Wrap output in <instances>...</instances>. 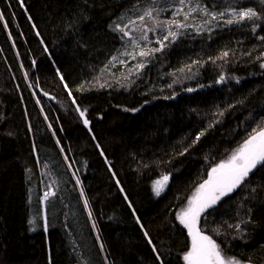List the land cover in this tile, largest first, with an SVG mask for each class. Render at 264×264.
<instances>
[{
    "label": "trees",
    "instance_id": "1",
    "mask_svg": "<svg viewBox=\"0 0 264 264\" xmlns=\"http://www.w3.org/2000/svg\"><path fill=\"white\" fill-rule=\"evenodd\" d=\"M148 1L0 0V264H187L178 212L264 127V2L185 0L168 19L167 0L175 39L113 67ZM232 7L261 19L228 25ZM208 212L223 257L264 264V167Z\"/></svg>",
    "mask_w": 264,
    "mask_h": 264
},
{
    "label": "snow or ice",
    "instance_id": "2",
    "mask_svg": "<svg viewBox=\"0 0 264 264\" xmlns=\"http://www.w3.org/2000/svg\"><path fill=\"white\" fill-rule=\"evenodd\" d=\"M184 2L185 0H180V3L182 5L184 4ZM262 2H264V0H262ZM202 10L207 12V9ZM208 15L210 16V20H206L205 23H210L213 20L223 18L225 16V12H213L208 13ZM146 17H152V10L146 9L144 11V14L140 16L139 19L143 21ZM2 18L3 17L0 16V19ZM185 19H187V15L185 16ZM260 19L261 16H259L257 12L252 8H241L240 10H237L236 7H232L230 9V18L226 19L224 22L228 25H232L240 24L241 22L246 20L251 21ZM171 23H176V21L173 20L171 21ZM176 26L178 28L187 27V25L178 23H176ZM120 30L123 31V29ZM253 31H255V26L253 27ZM127 34L128 33L125 32V35ZM176 35V32L169 31L168 35L164 36L162 40L158 41V43L161 44V47H164L165 45L163 41L168 40L169 37L175 39ZM146 38V35L141 36V39ZM160 50V48H155L147 51L141 50L139 52V55L141 57H145L150 55V53L158 52ZM228 55L229 53L225 51L218 58L223 59ZM143 67V63H140L136 66L137 69ZM261 68H264V63H261ZM179 71L183 72L184 69H180ZM224 79V76H220V79L219 81H217V83L223 81ZM169 87H171V85H169ZM81 88H83V86H81ZM188 91H193V89H188ZM69 94L71 95V93ZM73 103H75V101H73ZM77 111L80 113L81 117H84V111H81L79 108H77ZM133 111H136V109H133ZM88 123L89 121L87 119H84L85 126H87ZM203 134V132L200 133V135L196 137V140L198 141L200 139V136H202ZM195 142L196 141H194L193 143ZM258 166L264 167V127H258L257 129H254L253 132L249 135L248 139L245 140L244 144L230 157L227 162L222 163L216 168L212 169V175L214 179L205 181L204 184L200 185V189L205 190L204 194L202 196L198 195V197L194 201V206H190L186 211L178 215L177 219L185 228L188 229L189 235L192 237L191 250L184 256L187 264H242L240 260L235 258L222 260L221 250L216 242L209 236L202 235L201 231L196 229L194 225L197 219L201 218L202 216L206 220L207 216L205 214L207 213V215H211V212H208V210L213 209L217 202L222 199V197L228 196L235 189L244 184L246 179L249 177V174L257 169ZM167 180L168 176L165 175L162 177V180H157L155 182V192L157 196L160 195V192L163 190V185L167 182ZM81 194L83 195V192ZM45 195L47 196V193ZM129 206L131 207V205ZM85 207H88L86 200ZM29 223L32 224L33 221L30 220ZM137 223H139V220H137ZM229 226L231 227V225ZM235 227L239 228V225H235ZM145 236H148L147 232H145ZM148 242L149 244L152 243L150 239ZM153 252H156V248L154 246ZM157 259H160L159 255H157Z\"/></svg>",
    "mask_w": 264,
    "mask_h": 264
},
{
    "label": "rangeland",
    "instance_id": "3",
    "mask_svg": "<svg viewBox=\"0 0 264 264\" xmlns=\"http://www.w3.org/2000/svg\"><path fill=\"white\" fill-rule=\"evenodd\" d=\"M169 1L170 0H168V2ZM148 2H151L153 5V7H149V9L152 10V17L151 18L146 17L143 21H141L139 19L140 16L137 18L134 17L133 19L129 20L122 27V29H123L122 32L124 34H125V32H127L128 34L125 35L126 39H125L123 48L120 51L119 57L112 59V63H113L112 66L113 67L114 66H120L123 69L126 66H128V64H131V66H132L134 64L131 62L136 59L137 55H139V52L141 50L149 49L150 47H154L155 45H157L158 47H161V44L158 43V41L162 40V37L160 39V35L163 34L162 32L168 33L169 31H171V27L173 25V24L172 25L168 24L167 27H162V24L164 22L161 21L160 19H163V14L164 13L167 14L166 18L171 19L174 17H178V14L180 12H183V8L188 7V6L187 7L183 6L181 3L178 5L173 4L172 6L165 7L163 9L164 13H162L158 16L157 10L160 8V5L167 2V0H149ZM182 6H183V8H182ZM191 8H197V7L195 5H192ZM165 23H169V22H165ZM144 35H146L147 38L141 39V36H144ZM242 145H240V147ZM234 153H232V155ZM230 157L222 163L227 162L230 159ZM222 163H220V164H222ZM216 167H214V168H216ZM211 175H212V170L210 171L208 179L206 181L211 179ZM202 192H203V190H201L200 186H199V188L195 191L194 195L189 200L188 204L178 212V215L181 214L182 212L186 211L190 206H193L195 199L198 197V195L201 196ZM46 193H47V196L45 195ZM52 195H53L52 190L43 192V198L42 199L45 201V200H47L48 197H50ZM221 259L227 260V258L223 257L222 255H221Z\"/></svg>",
    "mask_w": 264,
    "mask_h": 264
},
{
    "label": "water",
    "instance_id": "4",
    "mask_svg": "<svg viewBox=\"0 0 264 264\" xmlns=\"http://www.w3.org/2000/svg\"><path fill=\"white\" fill-rule=\"evenodd\" d=\"M211 179H214L213 175H211ZM204 192H205V190H203L202 195L204 194ZM202 195H201V196H202ZM193 206H194V205H193ZM198 221H199V218H198L197 221L195 222L194 227H195L196 229L200 230L199 227H198ZM187 232H188V235H189V231H188V229H187ZM201 234H202V233H201ZM202 235H204V234H202ZM189 237H190L191 245H192V237H191L190 235H189ZM191 247H192V246H191Z\"/></svg>",
    "mask_w": 264,
    "mask_h": 264
}]
</instances>
